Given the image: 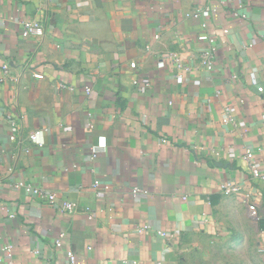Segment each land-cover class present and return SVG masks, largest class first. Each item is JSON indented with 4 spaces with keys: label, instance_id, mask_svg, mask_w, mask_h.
Segmentation results:
<instances>
[{
    "label": "crops",
    "instance_id": "0c3cea01",
    "mask_svg": "<svg viewBox=\"0 0 264 264\" xmlns=\"http://www.w3.org/2000/svg\"><path fill=\"white\" fill-rule=\"evenodd\" d=\"M247 151L264 176V0H0V264H180L181 239L235 217L228 184L264 252Z\"/></svg>",
    "mask_w": 264,
    "mask_h": 264
},
{
    "label": "rangeland",
    "instance_id": "374dc122",
    "mask_svg": "<svg viewBox=\"0 0 264 264\" xmlns=\"http://www.w3.org/2000/svg\"><path fill=\"white\" fill-rule=\"evenodd\" d=\"M236 204L235 217L207 233L185 236L179 243L180 264H264L261 236L241 196L226 195ZM246 204V205H245Z\"/></svg>",
    "mask_w": 264,
    "mask_h": 264
},
{
    "label": "built area",
    "instance_id": "2783aa9c",
    "mask_svg": "<svg viewBox=\"0 0 264 264\" xmlns=\"http://www.w3.org/2000/svg\"><path fill=\"white\" fill-rule=\"evenodd\" d=\"M214 13H215L214 9H212L211 7H206L205 9H202V10L195 12L194 17L206 19V18H209L210 16H212ZM243 18H246V17L243 16ZM43 33H44V26L42 24L34 23V22L24 23L23 38H25V39L40 38L41 36H43ZM199 41L202 42L203 44L205 43L207 45V47L201 51V55H200L201 65L205 70L211 72L214 69L215 60H216L215 47H214L215 41L209 35L201 36L199 38ZM170 58L174 62V64L177 66L178 69H181L183 71L187 70L185 67H183L182 62L177 55H170ZM4 68L6 69L7 67L5 66ZM130 68L132 70H136V68H137L136 63H131ZM43 77L44 76L42 74H35L34 75V78L36 80H42ZM177 80L180 83L183 81L182 77H178ZM132 82H133V85H135V86L140 85V78H139L138 74H136V73L133 74ZM259 91L263 92L262 89H259ZM230 121H231L230 117L227 114V117L225 118L224 122L228 123ZM40 134H41V132H36V133H33L32 135H30V137H29L30 141L33 143H36V144H40V142L38 140ZM15 138H16L15 136H12L11 140L14 141ZM164 142H167V141L164 140ZM103 146H105V144H103ZM245 160L249 164V168H250V171H251L253 178L255 180L264 181V176L261 174V172L259 171V169L255 165V163L252 161V153L250 151H247V154L245 156ZM17 186H18V188L25 190L27 193H31L33 195L41 196V197L47 199V203L50 205H53L55 203L56 196L54 194H45L43 191H41L39 189L32 188L31 186H27L22 182L18 183ZM239 191H240V188L237 186H234V185L228 184V185H225L223 187V192L227 195L236 194V193H239ZM139 192H141L139 189H135V193H139ZM65 207L68 211L74 210V205H72L70 203H66ZM248 211H249L250 217L252 219H254V220L258 219L259 209H258L257 205L249 204ZM10 218L13 219L14 217L11 216ZM146 228H148V227H145V229ZM161 235L165 236V234H163V233H161ZM62 239H63V236H60L59 239L56 241V245L59 248L62 246ZM5 250L9 252L11 250V247H6ZM68 258H69L71 264L76 263V257L74 256V254L72 252L68 253ZM46 264H49V263H46Z\"/></svg>",
    "mask_w": 264,
    "mask_h": 264
}]
</instances>
